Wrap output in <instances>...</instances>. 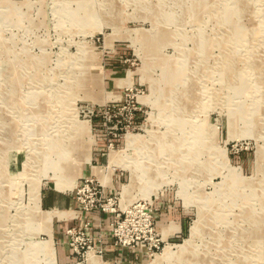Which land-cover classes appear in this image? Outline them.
I'll return each instance as SVG.
<instances>
[{"label":"rangeland","instance_id":"obj_1","mask_svg":"<svg viewBox=\"0 0 264 264\" xmlns=\"http://www.w3.org/2000/svg\"><path fill=\"white\" fill-rule=\"evenodd\" d=\"M99 167L135 264H264V0H0V264Z\"/></svg>","mask_w":264,"mask_h":264},{"label":"built area","instance_id":"obj_2","mask_svg":"<svg viewBox=\"0 0 264 264\" xmlns=\"http://www.w3.org/2000/svg\"><path fill=\"white\" fill-rule=\"evenodd\" d=\"M99 175L86 176L81 179V183L71 193L74 201V208L71 212L74 217L67 222L63 233L67 237V247L69 250V259L71 264H85L87 254L92 253L95 256H104L105 236L102 233V223L98 217L101 215L109 216L110 223L120 226L122 212H117L115 203L111 199L105 198L106 190H109L106 176L108 171L99 167ZM102 176L103 179L99 177ZM120 211V208H119ZM116 219V220H115ZM119 232V231H117ZM117 240L115 246L127 245L134 242V237L123 235V231L116 234Z\"/></svg>","mask_w":264,"mask_h":264},{"label":"crops","instance_id":"obj_3","mask_svg":"<svg viewBox=\"0 0 264 264\" xmlns=\"http://www.w3.org/2000/svg\"><path fill=\"white\" fill-rule=\"evenodd\" d=\"M96 158L93 160L94 163H105V158L104 155H101L99 151L95 152ZM85 173H88V170H85ZM53 204L55 207H60L61 202L59 198H57L56 195H53ZM60 205V206H59ZM63 206V205H62ZM66 207L69 209L74 208V204L69 200L68 203L66 204ZM62 213V212H60ZM59 213V214H60ZM63 214V213H62ZM66 215V214H63ZM64 217H58L59 222L54 226L53 229V234L51 232V227H50V241L52 244L53 248V254H54V259L57 263V255L59 259V264H71V261L69 259V250L67 247V237L63 233V229L65 228V223L61 220ZM99 221L102 223V233L104 234L105 237V244H104V258H105V263L103 264H135V261H140V258H143L142 253H140L138 250L131 251V250H125L121 248H114L112 245L111 239H109V236H107V228L108 224L110 221L109 216L101 215L98 217ZM64 225H63V224ZM55 245H56V250H55ZM57 254V255H56ZM134 262V263H133ZM53 264H55L53 262Z\"/></svg>","mask_w":264,"mask_h":264},{"label":"bare ground","instance_id":"obj_4","mask_svg":"<svg viewBox=\"0 0 264 264\" xmlns=\"http://www.w3.org/2000/svg\"><path fill=\"white\" fill-rule=\"evenodd\" d=\"M232 6V5H231ZM198 11V10H197ZM229 13H231L230 11H229ZM233 15V14H232ZM239 15V14H238ZM229 16V15H228ZM229 22V21H228ZM251 67V66H250ZM258 69V68H257ZM232 70V69H231ZM180 71V70H179ZM227 72V71H226ZM242 84V83H241ZM258 85V84H257ZM240 88V87H239ZM175 111V110H174ZM193 130H195V129H193ZM199 134V133H198ZM200 140V139H199ZM136 142H139V139L138 138H132L131 140H128V143H129V147H132V146H134V144H136ZM198 142V141H197ZM199 143V142H198ZM170 144V143H169ZM160 145V144H159ZM166 150V149H165ZM197 152V151H196ZM177 158V157H176ZM118 161V163H121V165H122V167H124V168H127V164L124 162V160L123 159H118L117 160ZM116 162V161H115ZM191 167V166H190ZM60 177V176H59ZM80 177V176H79ZM74 178V177H73ZM72 181V180H71ZM73 183V182H72ZM32 191L34 192L33 194H32V196H34V199H33V201L35 202L34 204L35 205H37L36 203L38 202L37 201V195H38V184L37 183H35V186H34V188L32 189ZM58 217L60 218V217H64V215L62 214V213H60V214H58ZM44 221L46 222L45 223V225L47 226L48 225V230H47V233H49L50 234V229H49V226H50V222H51V219H50V217L49 216H46L45 215V217H44ZM196 229V223H195V225L191 228V231H194ZM195 234V233H194ZM43 248H44V252H46V255L47 256H50L51 257V259L53 260L54 259V254H53V248H52V244H51V241H48L47 243H43ZM167 248V247H166ZM40 250H42V249H39V252H41ZM186 250V249H185ZM43 251V250H42ZM43 253V252H42ZM163 253H164V255L161 257V256H158V259L157 260H162V258L165 256V259H169V257H171L172 256V254H173V252H170L169 250H165L164 249V251H163ZM184 254V253H183ZM88 256V260H87V264H98L97 263V261L94 259V257H93V254H91V253H88L87 254Z\"/></svg>","mask_w":264,"mask_h":264}]
</instances>
